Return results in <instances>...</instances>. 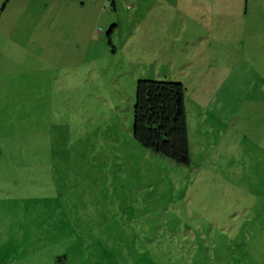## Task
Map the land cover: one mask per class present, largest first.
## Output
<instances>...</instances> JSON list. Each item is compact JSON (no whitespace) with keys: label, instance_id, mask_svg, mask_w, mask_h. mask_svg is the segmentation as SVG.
Here are the masks:
<instances>
[{"label":"rangeland","instance_id":"rangeland-1","mask_svg":"<svg viewBox=\"0 0 264 264\" xmlns=\"http://www.w3.org/2000/svg\"><path fill=\"white\" fill-rule=\"evenodd\" d=\"M139 80L182 84L188 165ZM0 264H264V0H0Z\"/></svg>","mask_w":264,"mask_h":264},{"label":"trees","instance_id":"trees-1","mask_svg":"<svg viewBox=\"0 0 264 264\" xmlns=\"http://www.w3.org/2000/svg\"><path fill=\"white\" fill-rule=\"evenodd\" d=\"M135 142L177 164L188 165L189 143L180 83L139 80L133 106Z\"/></svg>","mask_w":264,"mask_h":264}]
</instances>
